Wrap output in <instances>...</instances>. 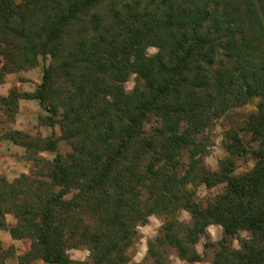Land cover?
<instances>
[{"label": "trees", "instance_id": "1", "mask_svg": "<svg viewBox=\"0 0 264 264\" xmlns=\"http://www.w3.org/2000/svg\"><path fill=\"white\" fill-rule=\"evenodd\" d=\"M118 1L0 0V82L48 58L33 93L12 89L0 106L12 120L18 98L36 100L47 113L42 124L58 128L57 138L26 140L25 150L56 152L58 140L70 147L43 162L45 181L0 179V230L13 213L10 236L30 240L22 261L126 264L144 217L183 209L192 221L177 230L183 237L163 224V242L173 241L181 261H199L184 244L216 224L221 239L209 264H264V0H129L117 10ZM148 48L156 52L148 56ZM201 64L217 66L207 74ZM129 75L135 84L127 93ZM254 99L239 132L255 145L253 167L214 177L203 168L199 135L212 118ZM151 113L159 125L147 135ZM241 140L232 136L228 153L245 152ZM196 183L224 188L199 203L187 189ZM68 189L74 194L63 200ZM239 231L249 239L232 251ZM74 247L89 261H70Z\"/></svg>", "mask_w": 264, "mask_h": 264}, {"label": "rangeland", "instance_id": "2", "mask_svg": "<svg viewBox=\"0 0 264 264\" xmlns=\"http://www.w3.org/2000/svg\"><path fill=\"white\" fill-rule=\"evenodd\" d=\"M17 1V0H15ZM129 0H119L117 10H120L122 5ZM176 4H170V10L175 12ZM264 15V11L261 15ZM263 17V16H262ZM156 52L154 48H148L146 54L153 55ZM48 58L43 61L38 60L35 67L20 71L17 73L6 74L0 82V98H6L9 91L15 90L17 94H31L40 83L42 68L47 64ZM205 73L211 74L217 64L209 66L201 64ZM135 84V77L129 75L123 83L125 92L130 93ZM109 100V97H106ZM198 104H203L201 98L195 99ZM254 99L251 103L244 106L231 109L224 115L212 118L209 126L199 135L200 141L204 145V154L202 157V165L211 175L218 176L220 172L230 173L234 176L243 174L249 171L255 161L250 150L255 145L250 142L249 136L243 137L240 132L241 123L244 119L253 112L254 105L257 103ZM15 113L12 120H8L7 112L0 106V179L6 183L12 184L20 177H25L26 181L38 179L45 181V167L43 162H50L55 153L64 155L70 151V147L62 140L56 143V152H34L33 150H25L22 143L26 140L38 139L43 140L48 137L57 138L60 133L56 126L48 127L44 124L43 118L47 115L46 112L38 105L36 100L18 98L15 104ZM63 110L59 109L56 119ZM159 125V117L156 113H151L147 120L143 122V130L145 134H152L156 131ZM25 136L27 138H25ZM241 137V146L245 152L233 151L228 153L227 146L231 143V137ZM179 163L184 164V157H175ZM36 160V161H35ZM37 160H39L37 162ZM224 188V184H219L211 188H206L204 185L196 183L188 185L187 189L193 193L194 201L204 203L219 194ZM74 194L71 189L65 190L62 195L63 200L70 199ZM143 194V193H142ZM145 199V194L142 195ZM86 220V219H84ZM4 228L0 230V250L3 252L2 261L0 264H44L40 260L22 261V257L30 249L29 239H13L9 234V229L15 226L17 218L13 213L5 214L3 217ZM87 222V220H86ZM164 222L173 224V230L177 237H183V232L177 234L179 228L186 229V232L191 228L192 221L189 214L178 209L174 214L164 216L160 213H152L144 217L136 227L137 236L133 247L127 252L129 261L126 264H156V261H161V264H187L181 261L171 244V240L163 242L166 231L163 228ZM222 229L219 225L209 224L199 233L193 234V243L184 244L187 248L192 249L199 256V261L194 264H209L212 260L213 253L217 250L216 244L221 239ZM144 242H140L139 239ZM78 239V238H77ZM249 234L245 231H239L234 237L229 239V248L232 251H238L240 243L248 240ZM79 241H74L76 245ZM70 243V241H69ZM152 244L151 250L153 256L146 253V245ZM80 247L81 244H78ZM68 249L66 256L72 262L84 263L89 261L90 255L85 248ZM155 254V255H154Z\"/></svg>", "mask_w": 264, "mask_h": 264}, {"label": "crops", "instance_id": "3", "mask_svg": "<svg viewBox=\"0 0 264 264\" xmlns=\"http://www.w3.org/2000/svg\"><path fill=\"white\" fill-rule=\"evenodd\" d=\"M139 241H140V242L142 241V242H144V243H145V241H144L143 239H141V238L139 239Z\"/></svg>", "mask_w": 264, "mask_h": 264}]
</instances>
